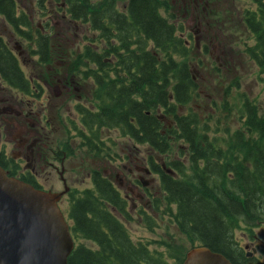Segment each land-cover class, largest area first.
I'll list each match as a JSON object with an SVG mask.
<instances>
[{
    "label": "trees",
    "instance_id": "trees-1",
    "mask_svg": "<svg viewBox=\"0 0 264 264\" xmlns=\"http://www.w3.org/2000/svg\"><path fill=\"white\" fill-rule=\"evenodd\" d=\"M1 1L3 7L0 9L5 11L12 28L27 37L36 32L38 53L44 59L51 37L33 27L28 14L16 17L11 0ZM110 1L66 2L70 22L84 25L85 38L91 42V47L83 48L76 57L85 61L82 64L86 68L85 74L97 76L111 73V62H104L103 59L113 56L118 49L122 52L119 54V88L111 90L109 87L112 93H109V98L112 97L117 111L113 115L114 106L111 108L109 105L92 118L102 125L118 121L122 134L129 135L135 144L147 145L165 159L171 158L176 148L179 156L167 161L168 165L180 176L184 172L190 174L186 173L188 177L185 181H178L157 163L154 162L159 168L153 164L157 169L153 171L161 175L167 204L153 205L154 213L149 215L146 212L145 219L152 223L154 215L162 218L164 214L171 217L178 228L170 239L176 244L165 243L164 251H159L151 250L147 243L132 240L128 228L117 215H122L125 221L135 220L127 210L125 198L110 178L95 173V187L76 190L70 199L68 217L72 221V234L77 245L67 264H182L185 250L178 245L182 242V235L183 239L189 240L190 247L206 246L223 254L233 264H263L255 257H247L235 236L238 230L253 233V229L264 220V108L260 109L255 102L243 103L242 109L247 115L242 121L244 132L234 131L237 145L234 146V153L227 152L216 138H208L204 126H200L197 113L188 111L181 114L179 111L181 106L191 101L197 85L203 83L198 78L194 79L190 65L197 48L186 44V39L181 36L182 30L175 22L180 2L127 0L125 15L115 2L112 4ZM253 5V9H245L233 20L231 15L235 11L213 9V17L218 20L212 24V29L215 31L217 27L221 33L213 35L211 29L208 34L221 44L228 34L240 30L237 23H241L252 40L243 52L256 65L264 82V0H254ZM203 8L208 10L204 3L200 4V11ZM88 31L97 34V39L89 37ZM116 37L121 42L120 46L110 43ZM105 41L109 48L103 47L104 51L96 54L93 50L95 44L99 48ZM203 41L204 53L211 41ZM93 62L97 63L98 70L92 68ZM202 66L208 73L218 72L223 77L224 70L220 65L203 62ZM0 72L13 84L18 83L17 79L23 84L26 82L17 69L16 59L1 44ZM127 75L132 77L130 82L125 78ZM214 81L220 83L219 80ZM139 92L142 97L140 102L131 99ZM144 110L149 115L144 114ZM131 117L137 119L140 130L129 122ZM168 118L173 120L171 127L165 122ZM89 130L90 144H80L79 147L97 149V153L89 151L108 158L112 152L108 153V148L99 142L98 127L89 126ZM143 138L145 140L141 143L137 141ZM101 145L104 148H100ZM228 158L234 159L230 161ZM144 213L145 210H142L139 216L144 217Z\"/></svg>",
    "mask_w": 264,
    "mask_h": 264
},
{
    "label": "flooded vegetation",
    "instance_id": "flooded-vegetation-1",
    "mask_svg": "<svg viewBox=\"0 0 264 264\" xmlns=\"http://www.w3.org/2000/svg\"><path fill=\"white\" fill-rule=\"evenodd\" d=\"M1 1V0H0ZM14 4L16 13H29L32 16L31 11L26 12L23 8V3H29L28 9H32L35 6L40 9H46V15H50V9L48 5L54 0H11ZM42 1V3H41ZM95 1V0H92ZM101 2V0H98ZM242 0H179L180 4L177 7L178 10H183V16L188 15L191 12L190 18L194 27H190L189 37H186L183 33L182 37L187 39L186 44H191L192 34L193 41L198 44L199 31H202V38L205 40L213 41L214 37H210L208 30L213 28L212 24L217 22L218 18L213 17V9L217 8L225 12L227 8L231 11H235L231 15L233 17L240 16L243 9L247 5V1ZM249 0L248 2H253ZM67 0L64 1L65 5L62 8L66 11ZM112 4L115 2L117 8L120 5L116 0L110 1ZM173 2H175L173 0ZM204 3L206 8L200 11V4ZM43 4V5H41ZM3 7L2 1L0 2V8ZM26 7V6H25ZM127 7L123 5L122 9ZM241 7V8H239ZM126 11L121 13L125 14ZM67 13V11H66ZM236 14V15H235ZM67 15H69L67 13ZM224 19H227L226 17ZM196 23V25H195ZM126 24L128 22L126 21ZM49 21L46 22V26H41L47 35L51 36V27L48 26ZM221 25H223L221 23ZM179 27L185 32L183 23L179 24ZM212 34L221 33V30L216 27ZM17 38L13 45H10V41ZM30 40V37H25ZM101 39L97 42H100ZM111 45L120 46L121 42L116 37L110 41ZM0 44L7 48L16 59L17 69L20 70L25 78L26 82L23 84L17 79L16 84L11 83L7 78L3 77L0 72V168L10 177L18 179L24 183H28L38 190L45 192H61L66 187L70 190L67 194L61 196L59 206L67 200L70 203V196L77 189H83L79 187V176L87 174L91 184L93 183L92 174L97 168H100L101 158L100 156L94 158H82L84 156H96L89 150L90 148H80V144H90L88 139L91 136L89 126L98 127V139L102 145L117 146L118 137L124 140H131L127 134H122L120 126L117 122H113L110 125H102L98 123L97 119L92 118L93 115H99L102 112L103 107L111 106L113 108L114 101L109 98V87L119 88L118 83V71H119V49L113 54L112 58L103 59L104 62H111V73L106 75L98 74L87 75L84 74L79 67L85 61L75 60L74 64L70 59L66 58V54H58L57 56L61 62L55 61L58 66L54 68L52 65L50 49L45 51L46 57L42 59L39 55L38 59L28 54L27 49L22 44L21 33L9 26L7 17L4 10L0 9ZM39 47L38 43L34 44ZM90 44L84 47H91ZM149 45V41L147 42ZM49 46V43H48ZM47 47V45H46ZM103 44L98 48L95 44L94 51H102ZM104 48H109L108 43H104ZM38 52V50H36ZM40 54V53H37ZM98 54V53H96ZM101 54V53H100ZM93 69L98 70L97 63H91ZM128 82L131 81V76H125ZM147 87V84H145ZM86 88V90H85ZM147 89V88H145ZM57 93L59 95H57ZM112 95V93H111ZM131 99L140 102L142 100L141 94L136 93L131 96ZM181 110H185L182 107ZM117 111L116 106L112 111L113 115ZM149 115V112L144 110L143 112ZM186 113V111H183ZM136 129L140 130V124L135 117H131L129 121ZM170 127L172 124L169 125ZM71 132V133H70ZM112 132L116 134L113 137ZM108 133L111 136H108ZM73 135V139H76L78 145H73L70 138ZM137 139L139 143L144 141ZM95 140V143H99ZM101 145L100 148H104ZM86 146V145H85ZM110 148L111 147H107ZM112 148V149H113ZM134 149L133 157L138 160L142 159L148 162H159L161 157L158 155H150L149 149L147 153L141 152V149L136 146ZM82 151H85L83 154ZM97 153V149L91 150ZM111 151V150H110ZM116 152H112L115 154ZM120 157V156H119ZM126 158H129L126 156ZM147 158V159H146ZM121 158H117L119 161ZM95 163V168L91 169L86 164L91 165ZM112 170L114 166L117 167V163L112 164ZM125 169H128V164L124 163ZM145 168L138 166V171H143ZM114 171H111L108 176H112ZM150 174L153 172L149 171ZM148 172V173H149ZM128 174L134 176V172L131 170ZM160 179V178H159ZM94 186V184H92ZM132 194L138 197L140 200L146 199V194H141L137 191H132ZM130 198V196H127ZM70 206V205H69ZM244 251L252 249L257 253V249L254 243L246 237ZM259 262L260 259H257Z\"/></svg>",
    "mask_w": 264,
    "mask_h": 264
},
{
    "label": "rangeland",
    "instance_id": "rangeland-1",
    "mask_svg": "<svg viewBox=\"0 0 264 264\" xmlns=\"http://www.w3.org/2000/svg\"><path fill=\"white\" fill-rule=\"evenodd\" d=\"M65 0H54L51 2L48 7L50 9V15H46V9H40L34 7L28 9L30 4L23 3L24 11H31L32 16L29 13H26L30 16L33 21L32 26L38 27L43 33H46L41 29V26L44 29L46 22L49 21V27H51V39L49 42V49L51 52L52 66L56 68L58 65L55 64V61L61 62L58 54H66V58L74 64L75 60H81V58H76L79 53L80 48H83L85 45L90 44L89 40L85 39L86 28L79 22L71 23L69 20V15L62 8ZM175 4L178 3V0H174ZM249 1V0H242ZM117 4L120 5L118 8L120 11L123 5L126 4V0H116ZM26 6V7H25ZM62 7V8H61ZM254 5L252 2L248 3L245 8L253 9ZM241 8V7H239ZM177 23H183L185 27V32L183 33L186 37H189L190 27H194V24L191 22L190 18L194 21V18L191 14L183 16L181 13H176ZM195 22V21H194ZM240 26V30L233 34H228L230 36L224 43H219L218 40L214 39L210 42V47L207 51L203 53V47L205 42L202 38V31H199L198 44L193 41V34L191 42L197 46V52L194 54V59L190 63L191 68L197 66L194 73L199 79H204L201 85H197V91L194 93L191 101L185 106L186 109L183 111H188L191 109H197L200 120L201 128L204 126V132L207 133L209 139L216 138L218 144L223 147L227 152L234 153V146L237 143L234 141V131L244 132L243 122L247 118L246 113L243 111V103L249 101L250 103L255 102L260 109L264 108V82L260 79L258 68L256 65L250 61L243 49H245L246 44L252 43L250 40L251 34L245 29L241 23H237ZM196 25V23H195ZM25 31V30H24ZM25 34V32H24ZM30 42L25 43L32 44L33 41L37 42L36 32L30 34ZM88 36L97 39V34H93L88 31ZM24 37H26L24 35ZM15 41H18L17 38L10 41V45H13ZM22 41V39H21ZM106 43V41L104 42ZM103 43V47H104ZM23 44V41H22ZM35 48V47H34ZM203 53V55H202ZM109 58V57H108ZM209 65L215 63L220 65L223 71V77H220L218 72L208 73L203 69L202 63ZM209 67V66H208ZM211 69V67L209 68ZM264 77V76H263ZM219 80L218 81H214ZM204 85V86H203ZM86 90V88H85ZM201 90L202 97L198 94ZM197 113L196 111H193ZM244 113V114H243ZM243 114V115H242ZM167 123H170L168 121ZM71 133V132H70ZM113 137L116 136L112 132ZM108 136H111L108 133ZM70 138L73 139V135H70ZM73 145H78L76 139L71 141ZM117 146L113 148L111 145H106V147H111V152H116L115 154L120 156L119 164L123 162L122 158H126L127 155L133 157L134 149L133 143L121 139L118 137L116 142ZM113 148V149H112ZM141 149V152L147 153V147L138 146ZM84 154L85 151H82ZM150 155H155L154 153L149 152ZM82 158H94L92 156H84ZM101 158V157H100ZM134 158H132L133 160ZM147 159V158H146ZM230 161H233L234 158H228ZM126 161L125 163H127ZM143 159L141 157L140 164L143 165ZM167 165V164H166ZM88 168L94 169L95 163L92 162L91 165L86 164ZM134 163L131 162L129 167L133 168ZM109 163L103 160L101 165V171L108 170ZM127 170V169H126ZM190 174V173H187ZM126 175V174H125ZM123 177V173L121 174ZM156 179V183L152 182L149 184L148 189L151 193L157 192L162 195V189L159 177L157 175L150 176ZM129 176L126 175V179ZM114 181V175L112 176ZM91 185V181L87 174H82L79 176V187L84 188ZM148 196V194H147ZM146 203L144 217L138 216V210L142 206L136 203L134 207L133 202H128L131 211V216L135 217V220L132 222L125 221L122 219L125 225H127L131 238L133 241H142L149 245L151 250L164 251L165 243H174L170 239L173 237V234L178 232V228L175 223L167 222L164 218H159L157 215H154V221L148 223L145 219L146 212L151 215L154 213V209L150 203L144 200ZM69 202L66 200L62 205V210L65 212L67 218V209ZM172 219V218H171ZM173 220V219H172ZM243 232L238 230L236 232L235 239L238 242L239 246H245L247 237ZM253 239L251 240L254 243V246L257 249V253L254 254L256 258L264 261V253L261 251L262 245L261 241L264 240V220H261L257 227L254 228ZM82 242L89 244V242L82 240ZM176 244V243H174ZM179 248L185 250V253L190 249V242L188 239H183L182 242H179ZM249 251H252L251 249Z\"/></svg>",
    "mask_w": 264,
    "mask_h": 264
},
{
    "label": "water",
    "instance_id": "water-1",
    "mask_svg": "<svg viewBox=\"0 0 264 264\" xmlns=\"http://www.w3.org/2000/svg\"><path fill=\"white\" fill-rule=\"evenodd\" d=\"M148 172L144 169L147 176ZM116 177L123 188L125 181L121 173ZM151 182V179L137 180L144 188ZM126 188L134 191L131 185ZM68 191L66 187L62 192ZM62 192L36 190L8 177L0 168V264H67L75 244L70 226L57 206ZM182 264L232 263L223 254L200 246L189 250Z\"/></svg>",
    "mask_w": 264,
    "mask_h": 264
},
{
    "label": "bare ground",
    "instance_id": "bare-ground-1",
    "mask_svg": "<svg viewBox=\"0 0 264 264\" xmlns=\"http://www.w3.org/2000/svg\"><path fill=\"white\" fill-rule=\"evenodd\" d=\"M81 20H82V19H81ZM185 39H186V38H185ZM186 42H187V39H186ZM195 67H196V66H195ZM195 67H193L192 70H193L194 73L198 74V73L195 71V69H196ZM194 76L197 77L196 75H194ZM200 91H201V90H200ZM188 111H189V110H188ZM188 111H186V112H188ZM165 170H166L167 173H171L170 170H168V169H165ZM63 195H64V193L62 192V196H63ZM241 247L243 248V246H241Z\"/></svg>",
    "mask_w": 264,
    "mask_h": 264
}]
</instances>
